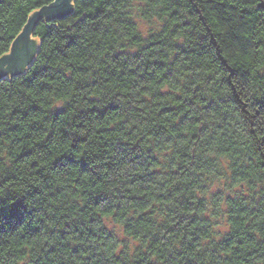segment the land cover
Masks as SVG:
<instances>
[{
  "label": "trees",
  "instance_id": "trees-1",
  "mask_svg": "<svg viewBox=\"0 0 264 264\" xmlns=\"http://www.w3.org/2000/svg\"><path fill=\"white\" fill-rule=\"evenodd\" d=\"M53 1L0 0V57ZM260 1L34 21V56L0 78V264H264Z\"/></svg>",
  "mask_w": 264,
  "mask_h": 264
},
{
  "label": "water",
  "instance_id": "water-1",
  "mask_svg": "<svg viewBox=\"0 0 264 264\" xmlns=\"http://www.w3.org/2000/svg\"><path fill=\"white\" fill-rule=\"evenodd\" d=\"M71 0H54L52 3L45 5L35 11L22 31L13 40L9 53L0 57V78L1 75L9 73L12 75L23 70V65L32 58L31 53H34L35 46L32 39H28L31 33V28L34 21L40 16H52L56 12H61L65 9H69ZM259 7L264 8V1L258 3ZM26 52V56L20 55V53ZM15 53V54H14Z\"/></svg>",
  "mask_w": 264,
  "mask_h": 264
},
{
  "label": "rangeland",
  "instance_id": "rangeland-1",
  "mask_svg": "<svg viewBox=\"0 0 264 264\" xmlns=\"http://www.w3.org/2000/svg\"><path fill=\"white\" fill-rule=\"evenodd\" d=\"M136 21L138 23V27H139L140 31L143 34H147L149 31H151L155 27V23L154 22H148V21L140 20L138 18H136ZM28 39H32L34 41V46H35V50H36L37 47H38V41L39 40H36L35 38L31 37L30 35L28 36ZM34 53H35V51H34ZM34 53H31V55H32L31 57L34 56ZM31 59L32 58H30V60H28V62L23 65V67H22L23 69L28 65V63L31 61ZM19 72H21V71H19ZM19 72H17V73H19ZM17 73H14V74H17ZM6 75L8 76L9 73H5V74H3L1 76H6Z\"/></svg>",
  "mask_w": 264,
  "mask_h": 264
},
{
  "label": "snow or ice",
  "instance_id": "snow-or-ice-1",
  "mask_svg": "<svg viewBox=\"0 0 264 264\" xmlns=\"http://www.w3.org/2000/svg\"><path fill=\"white\" fill-rule=\"evenodd\" d=\"M15 54V53H14ZM20 55H22V56H26V52H22V53H20Z\"/></svg>",
  "mask_w": 264,
  "mask_h": 264
}]
</instances>
